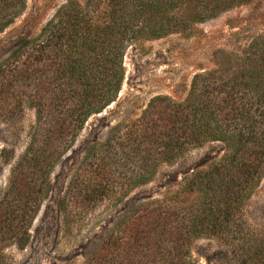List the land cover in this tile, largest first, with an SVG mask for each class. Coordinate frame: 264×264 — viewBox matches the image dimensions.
Masks as SVG:
<instances>
[{
	"label": "rangeland",
	"instance_id": "1",
	"mask_svg": "<svg viewBox=\"0 0 264 264\" xmlns=\"http://www.w3.org/2000/svg\"><path fill=\"white\" fill-rule=\"evenodd\" d=\"M64 1L26 0L22 14L0 31V200L19 202L34 195L33 183L39 175L31 167L18 168L19 180L15 185L12 182L13 170L34 134L39 144H46L45 155L46 151H55L52 158L57 154L29 225V241L24 247L5 246L1 264H113L115 253L117 261L125 257L123 264H233L231 257L227 262L220 257L226 248L218 236L189 235L188 250L178 240L179 229L187 222L186 211L199 203V193L188 190L185 180L193 169L205 168L217 159L223 144L190 147L178 158L158 164L148 182L127 189L134 163L127 155L126 128L156 95L183 100L196 72L218 70L224 81L232 74L239 81L254 70L264 81V0L225 8L191 24L185 32L175 30L131 43L123 56L124 77L115 100L91 114L62 150L65 137L34 131L36 85L33 76L25 77L26 70H14L11 58L26 39L18 36L25 30L38 33ZM44 122L47 128L48 121ZM117 127L124 146L118 152L117 144L113 145ZM146 202H150L148 210H154L150 213L170 215L166 222L178 226L174 236L159 238L153 232L148 246L141 241L135 219L149 214L142 205ZM238 217L245 226L264 228V174ZM130 236V251L119 255Z\"/></svg>",
	"mask_w": 264,
	"mask_h": 264
},
{
	"label": "trees",
	"instance_id": "2",
	"mask_svg": "<svg viewBox=\"0 0 264 264\" xmlns=\"http://www.w3.org/2000/svg\"><path fill=\"white\" fill-rule=\"evenodd\" d=\"M246 1H64L38 33L25 30L18 36L26 39L11 58L14 70H26L25 77L33 76L36 85L34 131L46 137L57 132L66 139L65 150L89 116L115 100L124 77L123 56L131 43L175 30L185 32L191 24ZM25 7L26 0H0V31ZM263 83L254 70L244 73L239 81L233 74L224 81L218 70L196 72L183 100L156 95L126 128L127 155L134 163L127 189L148 182L158 164L178 158L190 147L206 142L223 144L217 159L205 168L193 169L185 180L188 190L199 193L197 208L186 211L187 222L179 229L178 240L185 250L190 237L214 235L224 241L226 250L223 256L219 254L224 261L231 257L233 264H264V228L245 226L238 217L264 174ZM44 121H48L47 128ZM118 128L113 134L117 152L124 148ZM43 146L46 144H39L34 134L13 170L14 185L19 180L15 176L18 168L31 167L38 173L34 195L19 202L0 200V264L5 246L16 243L24 247L29 241V225L45 192L48 167L57 156H51L55 151H46V156ZM142 205L149 214L136 218L135 225L146 246L153 232L159 238L175 235L178 226L166 222L169 214H152L154 210H148L150 202ZM132 239L130 236L123 242L119 255L130 251ZM124 258L117 261L115 253L113 264H123Z\"/></svg>",
	"mask_w": 264,
	"mask_h": 264
}]
</instances>
